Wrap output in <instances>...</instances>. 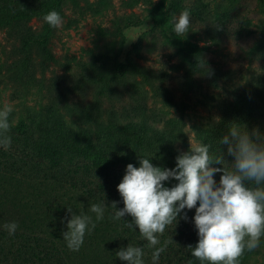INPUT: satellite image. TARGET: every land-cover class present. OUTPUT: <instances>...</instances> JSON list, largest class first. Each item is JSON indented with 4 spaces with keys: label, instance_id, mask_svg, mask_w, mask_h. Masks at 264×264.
<instances>
[{
    "label": "rangeland",
    "instance_id": "374dc122",
    "mask_svg": "<svg viewBox=\"0 0 264 264\" xmlns=\"http://www.w3.org/2000/svg\"><path fill=\"white\" fill-rule=\"evenodd\" d=\"M15 1L32 16L26 30L0 25V109L12 106L13 125L27 117L28 125L62 122L87 130L93 142L107 130L133 125L148 137L164 135L179 155L193 139L209 145L202 138L219 131L235 97L264 81V0H179L176 11L171 3L178 0H64L59 28L40 15L46 0ZM9 3L0 0V9ZM185 9L191 26L182 38L172 33V20ZM244 21L252 34H231ZM178 42L210 59L218 73L214 83L205 69L191 66ZM220 175L213 176L217 183ZM193 226L191 217L168 236L178 246ZM239 264H264V237Z\"/></svg>",
    "mask_w": 264,
    "mask_h": 264
},
{
    "label": "trees",
    "instance_id": "16d2710c",
    "mask_svg": "<svg viewBox=\"0 0 264 264\" xmlns=\"http://www.w3.org/2000/svg\"><path fill=\"white\" fill-rule=\"evenodd\" d=\"M140 1L147 0H131V3ZM63 3L64 0H46L40 8V15L45 16L53 10L60 13ZM15 4V0H10L0 9V25L26 30L32 12L16 9ZM171 8L172 11L178 10L179 0L173 1ZM225 31L229 30L225 28ZM233 33L247 38L252 31L244 21L241 27L233 28ZM24 45H28V34ZM178 45L198 71L203 61L198 53H187L181 42ZM204 62L207 70L203 72L214 83L217 70L210 67L209 58ZM227 111L226 121L219 131L205 133L202 138L209 143L213 156L218 148L222 150L219 141L233 123L245 125L249 131L257 128L264 135V81L238 94ZM12 117L10 114V123ZM10 136L11 146L7 149L0 147V264H125L116 252L128 245L142 247L144 264H152L154 249L147 246L138 229L127 227L132 219L130 216L121 220L112 218L115 210L111 205L116 202V210L124 207L117 185L128 164L139 167L141 158H149L154 167H175L178 153L172 150L164 135L159 139L148 137L132 125L107 130L93 142L87 130L75 131L62 122L48 124L32 120L28 125L27 117L12 124ZM164 183L171 187L177 182ZM103 202L106 206L104 218L96 221L90 207ZM67 207H71L72 213H68ZM184 212L188 220L194 216L195 209H185ZM72 214L89 215L96 223L95 229L86 233L78 252L70 251L63 240ZM185 221L178 217L176 225L168 226L159 236L157 247L172 239L160 256V264L175 261L201 264L188 248L190 245L195 247L198 242L195 226L188 232L185 243H176L178 246L173 241L176 237L168 236L172 228ZM11 222H15L18 228L10 236L4 225Z\"/></svg>",
    "mask_w": 264,
    "mask_h": 264
},
{
    "label": "clouds",
    "instance_id": "9594fccd",
    "mask_svg": "<svg viewBox=\"0 0 264 264\" xmlns=\"http://www.w3.org/2000/svg\"><path fill=\"white\" fill-rule=\"evenodd\" d=\"M43 19L52 28L63 24L61 15L54 10ZM190 26L189 10L173 16L172 33L176 36L185 38ZM216 28L219 30L220 25ZM200 67L207 70L204 61ZM255 69L261 70L256 66ZM12 111L8 104L0 109V147L5 149L12 142L9 121ZM216 120L218 122L219 118ZM187 131L192 130L187 127ZM189 144V150L176 157L172 169L154 167L149 158H141L139 167L128 164L117 185L124 207L116 210V202H113L112 218L121 220L130 216L132 219L127 227L139 230L147 246L154 249L152 264H158L166 244L172 241L157 247L159 236L168 226L176 225L178 217L187 220L185 209H195L193 223L198 242L195 247L188 246L192 249L191 255L201 264H239L245 250L258 248L264 237V135L257 128L249 131L245 125L231 124L219 141L226 146V155L233 158L230 163L219 148L213 156L210 145L195 139ZM215 173H221L219 183L213 178ZM173 180L177 183L165 186L164 182ZM105 208L104 202L91 205L90 212L95 214L96 221L104 218ZM67 211L72 213L71 207H67ZM95 227L91 216L72 214L66 224L67 231L63 233L67 248L78 252L86 233L90 234ZM4 228L11 236L18 225L11 222ZM116 256L125 264H144L142 247L128 245L117 251Z\"/></svg>",
    "mask_w": 264,
    "mask_h": 264
}]
</instances>
